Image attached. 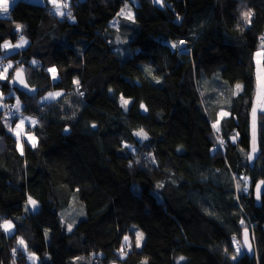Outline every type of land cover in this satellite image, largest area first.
Masks as SVG:
<instances>
[{"label": "trees", "instance_id": "1", "mask_svg": "<svg viewBox=\"0 0 264 264\" xmlns=\"http://www.w3.org/2000/svg\"><path fill=\"white\" fill-rule=\"evenodd\" d=\"M127 5L137 16L123 53L110 22ZM64 10L20 0L0 17V63H13L0 70V101L23 106L17 118L0 114V264H31L27 252L38 264H264V194L261 207L253 198L264 112L248 155L264 0H72ZM21 37L30 51L5 55ZM17 70L36 96L16 89ZM55 91L63 96L40 103ZM6 113L37 118L36 145L10 131ZM74 201L87 218L67 232L61 212ZM131 228L144 234L141 249ZM246 230L254 253L238 256L233 240Z\"/></svg>", "mask_w": 264, "mask_h": 264}, {"label": "rangeland", "instance_id": "2", "mask_svg": "<svg viewBox=\"0 0 264 264\" xmlns=\"http://www.w3.org/2000/svg\"><path fill=\"white\" fill-rule=\"evenodd\" d=\"M29 2L32 3H36L39 4L42 1L39 0H29ZM62 4L65 5V1H61ZM131 14L132 19L128 18V14ZM6 16V15H5ZM137 16V12L135 10H133L129 5L125 6L123 8V14L122 12H120L119 16L114 18L111 22L110 25L114 28L117 29L116 35H115V47L120 51V52H125V46L127 43V31L128 28L131 27L132 22L135 20ZM20 40V39H19ZM27 45H30L29 43H31L29 40H25ZM5 43L12 45L11 41H6ZM4 43V44H5ZM174 45V44H171ZM173 47V46H172ZM3 48L7 51H10V49L8 47H4ZM26 47L21 46L22 50H25ZM175 48V47H173ZM180 48L185 52H187L188 49L185 48V44L184 43H180ZM16 51H11V52H7L6 54H12ZM255 60H256V94H255V99H254V104L253 107L251 109L250 112V139H251V151L248 154L249 158L251 159V161H254L256 154H258L259 151V144H258V132H257V117L258 114L260 112H264V36L262 37L261 41H260V46L259 49L255 55ZM9 67H11L13 65V63H8ZM53 69V68H51ZM6 73H8L7 71H4ZM51 72V71H50ZM52 75L54 76L55 73L51 72ZM4 78V77H3ZM231 88V87H230ZM235 92L236 93H240L243 91V86L242 85H237L234 86ZM62 92V91H59ZM53 94L52 92L49 93V95L46 97L45 95L41 98L40 103L44 104L46 102L49 101H53V96L50 95ZM4 99V98H2ZM16 111H18L16 109ZM19 112V111H18ZM20 113V112H19ZM228 116V113L224 110H220L219 115H218V122H215L213 124V128L214 131H219L220 128V121L224 118ZM33 121H35V123H33ZM4 122L6 124V126L10 129V131L17 137L21 136V135H25V139L28 141V143H30L31 145H36L37 144V137L33 132H30V134L28 133L29 130L31 128H34L36 123H37V118L33 117V116H27V115H21V117L14 123L12 121V119H10L6 113V116H4ZM216 131V132H217ZM137 133V132H136ZM137 136V135H136ZM141 141H145V139H142L140 136H137ZM132 150H135L134 147H131ZM241 179H243L244 181V185H243V190L245 191V193L249 192L250 189V178L246 177L244 175H241ZM245 177V178H244ZM77 205L76 201H74V207L66 210L65 212H61V218L62 221L66 227L67 232H71L75 226H77L82 220L86 219L87 216L85 215V212H81V215H75L73 214L74 211H76V206ZM37 205V204H36ZM31 210L32 211H36V207H34L33 204H31ZM78 212V211H76ZM67 218V219H66ZM66 221H70L71 223H67ZM5 225H10V227H8L7 229L5 228ZM2 228L5 231V233L7 235H12L13 233H15L16 231V223L14 220H4L2 222ZM71 229V230H69ZM132 233L135 235V240L137 241V234L141 233L142 234V238H140L139 240V247L138 249H141V246L144 243L145 237L144 234L138 229V228H131ZM129 240V239H128ZM127 240V241H128ZM137 245V243H136ZM233 245L234 248L238 254V256L242 255L244 253V247H243V243L241 242V240L235 238L233 240ZM22 249H27L26 248V244L23 241V244H20ZM237 249H239V251H237ZM27 256H28V260L31 264H38L39 260L38 258L31 254L30 252H27ZM185 261V259H182L181 262L183 263ZM75 264H92V257L91 258H84L75 261Z\"/></svg>", "mask_w": 264, "mask_h": 264}, {"label": "water", "instance_id": "3", "mask_svg": "<svg viewBox=\"0 0 264 264\" xmlns=\"http://www.w3.org/2000/svg\"><path fill=\"white\" fill-rule=\"evenodd\" d=\"M13 83H14V85L18 91H20L22 93H26L31 97L36 96L38 93L37 88H32L28 85V82L26 80V75H25V72L23 70H17L15 72L14 77H13ZM25 85H27V87H25ZM7 108H8V105L6 103H4L3 101H0V114L5 113L7 111ZM66 133H69V131H67V129H66ZM261 182L262 181L258 182L254 186L253 198L255 201V205L257 207H261L262 196L264 194V183H261ZM257 186H259V198H257V191H258ZM242 243H243V247H244L245 252L252 255L254 252H253V246H252L250 232L248 230L244 231V233H243Z\"/></svg>", "mask_w": 264, "mask_h": 264}, {"label": "crops", "instance_id": "4", "mask_svg": "<svg viewBox=\"0 0 264 264\" xmlns=\"http://www.w3.org/2000/svg\"><path fill=\"white\" fill-rule=\"evenodd\" d=\"M18 1H20V0H8V12L7 13H4L3 11H0V17H4V18H8L9 17V10H10V8L15 4V3H17ZM26 1H29V0H26ZM39 1H42L41 3H46L47 5H49L50 7H52V9H53V11L56 13V14H58L57 13V7H59V10H60V12H63V13H65L66 11L64 10V4H62V2L61 1H65V4L66 5H71V2H72V0H39ZM65 11V12H64ZM6 15V16H5ZM58 15H60V14H58ZM61 16V15H60ZM24 40H28V39H25V38H23ZM20 42H21V39L17 42V43H12V45H10L8 48L10 49V51H7V50H5L6 51V53L7 52H11V51H16V53L17 52H21L22 54H24V55H26L29 51H30V49H31V43H29L30 45H27L26 43H24V47H26L25 48V50H22L21 49V47H16V45L17 44H20ZM5 53V55H7L8 56V54H6ZM15 53V52H14ZM13 54V53H12ZM9 55H11V54H9ZM2 59H4V57H0V61L2 60ZM52 74V73H51ZM53 76V75H52ZM53 77H55V78H53L55 81H57L58 79H59V77H58V74H57V71L55 70V74H54V76ZM50 93V92H49ZM49 93H47L48 95H49ZM53 93V101H56L57 99H59V98H61L62 96H63V92H59V91H55V92H52ZM59 94V95H55V94ZM46 94V95H47ZM45 95V96H46ZM47 95V96H48ZM46 96V97H47ZM41 100V99H40ZM53 101H49V102H46V103H51V102H53ZM19 101L17 100L16 101V103H15V107H16V109L18 110V111H21L22 110V108H23V106L20 104V103H18ZM37 124V123H36ZM257 155V154H256ZM32 200V199H31ZM33 201V200H32ZM28 204L31 206V203L28 201ZM34 207H36V210L38 209V206L35 204L34 205Z\"/></svg>", "mask_w": 264, "mask_h": 264}, {"label": "snow or ice", "instance_id": "5", "mask_svg": "<svg viewBox=\"0 0 264 264\" xmlns=\"http://www.w3.org/2000/svg\"><path fill=\"white\" fill-rule=\"evenodd\" d=\"M65 6H66V5H65ZM0 11H3L4 13H7V12H8V0H0ZM121 12H122V14H123V10H121ZM57 13L60 14L61 16H64V15H65V13L60 12L59 7H57ZM67 16H68L69 18H71V13H70V12L67 13ZM245 16H246L247 18H250V17H251V12L245 13ZM128 18H129V19H132L130 12H129V14H128ZM20 27H21L20 25H17V30H19ZM24 43H26V41L23 39V37H21V42H20V44H17L16 47H21V46H23ZM3 46H4V47H9L10 45L7 44V43H5ZM172 46L175 47V45H172ZM34 63H35V62H34ZM49 71L55 73V69H54V68H53V69H50ZM0 78H3V77L0 76ZM53 78H55V77H53ZM77 83H78V82H77ZM25 87H27V85H25ZM81 94H82V93H81ZM50 95H53V94H50ZM55 95H59V94L57 93V94H55ZM121 99H122V101H123V105L126 106V105L128 104V101H127V100H124L123 98H121ZM18 103H19V102H18ZM141 107H143V105H141ZM146 110H147V109H145V111H146ZM33 123H35V121H33ZM93 127H96V126L93 125ZM136 135H137V136H140L142 139H145V140L148 138V137H147V134L144 133L143 129H141L139 132H137ZM261 183H264V181H262ZM257 190H258V191H257V198H259V186H257ZM29 202H30L31 204L35 205V201H32L31 198H29ZM8 227H10V225H5V228H6V229H7ZM69 230H71V229H69ZM140 238H142V234H141V233H138V234H137V241H136V243H137V247H139V240H140ZM127 240H128V237H125V241H127ZM20 243L23 244V241H21ZM237 251H239V249H237ZM180 259L182 260V259H184V258L181 257ZM233 259H235V257H233Z\"/></svg>", "mask_w": 264, "mask_h": 264}, {"label": "built area", "instance_id": "6", "mask_svg": "<svg viewBox=\"0 0 264 264\" xmlns=\"http://www.w3.org/2000/svg\"><path fill=\"white\" fill-rule=\"evenodd\" d=\"M13 66V65H12ZM11 66V67H12ZM11 67H9V64L7 62L5 63H0V70H5V71H9L11 69ZM8 113L9 115L12 117V118H17L19 113L18 111H16V107H15V104L9 106L8 108Z\"/></svg>", "mask_w": 264, "mask_h": 264}]
</instances>
